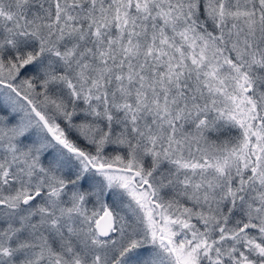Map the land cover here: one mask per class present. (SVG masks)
<instances>
[{"label": "snow or ice", "instance_id": "1", "mask_svg": "<svg viewBox=\"0 0 264 264\" xmlns=\"http://www.w3.org/2000/svg\"><path fill=\"white\" fill-rule=\"evenodd\" d=\"M0 264H264V0H0Z\"/></svg>", "mask_w": 264, "mask_h": 264}]
</instances>
